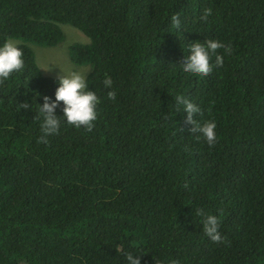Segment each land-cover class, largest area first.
Segmentation results:
<instances>
[{"label": "trees", "instance_id": "trees-1", "mask_svg": "<svg viewBox=\"0 0 264 264\" xmlns=\"http://www.w3.org/2000/svg\"><path fill=\"white\" fill-rule=\"evenodd\" d=\"M64 25L88 38L67 53L89 66L98 117L38 143L57 77L36 48L61 43ZM8 37L25 66L0 83V264H124L123 249L141 264H264V0H0ZM205 39L232 51L206 76L183 72L187 45ZM181 93L197 122L216 121L215 145L176 111ZM196 208L218 216L223 241Z\"/></svg>", "mask_w": 264, "mask_h": 264}, {"label": "clouds", "instance_id": "clouds-1", "mask_svg": "<svg viewBox=\"0 0 264 264\" xmlns=\"http://www.w3.org/2000/svg\"><path fill=\"white\" fill-rule=\"evenodd\" d=\"M211 14L212 9L206 8L200 19L206 20ZM170 20L175 28H180L178 14H173ZM187 48L188 53L179 65L183 72L197 76H206L214 67L222 66L224 54H230L232 51L230 44L216 39H205L203 42L194 40L187 45ZM218 49H223V54L217 52ZM213 56L215 57L214 61ZM50 64L49 62L48 66L41 65L39 68L47 70ZM24 66L23 49L19 42L12 37L5 38L0 42V83L8 80L13 74L23 71ZM89 70L76 67L63 69L62 74L57 77V86L53 96L47 94L42 96L43 102L38 104V113L42 118L41 134L37 137L38 143H48V138L58 134L63 123L76 128L83 127L88 131L92 130L98 117L100 97L96 90L89 88L87 76ZM102 83L107 90V98L115 101L117 92L113 88L111 76L105 74ZM174 101L176 111L183 110L186 114V121L193 125L190 131L195 134V138L203 139L209 147L215 145L217 143L216 121L210 119L202 123L197 122L194 117L201 113V107L182 93L176 94ZM58 106L61 107L62 115L57 114ZM21 107L29 108L30 105L25 101ZM195 215L201 217L203 232L211 241L221 242L224 240L219 230L220 220L217 215L207 212L204 208H196ZM121 254L124 264H141L140 255H134L132 250L123 249ZM170 264H179V261L172 260Z\"/></svg>", "mask_w": 264, "mask_h": 264}, {"label": "rangeland", "instance_id": "rangeland-1", "mask_svg": "<svg viewBox=\"0 0 264 264\" xmlns=\"http://www.w3.org/2000/svg\"><path fill=\"white\" fill-rule=\"evenodd\" d=\"M62 28L64 39L61 43H58L53 47L36 48L39 66H48L49 62L51 63L47 70L42 68L41 70L43 73L55 77H58L59 74H62V70L67 68L76 67L89 69V66L87 65L78 66L72 64L67 53L69 45L74 42H87L88 38L80 30L70 25H64Z\"/></svg>", "mask_w": 264, "mask_h": 264}]
</instances>
